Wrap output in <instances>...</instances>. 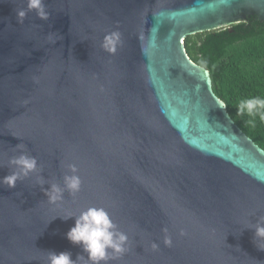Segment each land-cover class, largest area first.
<instances>
[{
    "label": "water",
    "instance_id": "obj_1",
    "mask_svg": "<svg viewBox=\"0 0 264 264\" xmlns=\"http://www.w3.org/2000/svg\"><path fill=\"white\" fill-rule=\"evenodd\" d=\"M45 6L47 21L29 12L18 24L25 0H0V178L20 143L41 169L0 185V264L86 256L65 238L74 218L61 217L89 207H103L129 237V252L110 264H264L247 227L264 217V151L234 125L183 45L246 16L264 22V0ZM112 31L122 45L109 55L100 45ZM70 163L81 189L51 204L37 176L45 190L62 186Z\"/></svg>",
    "mask_w": 264,
    "mask_h": 264
},
{
    "label": "clouds",
    "instance_id": "obj_2",
    "mask_svg": "<svg viewBox=\"0 0 264 264\" xmlns=\"http://www.w3.org/2000/svg\"><path fill=\"white\" fill-rule=\"evenodd\" d=\"M25 3V8L16 10L18 24L24 22L29 12H35L36 17L41 21L49 19L50 14L46 10L45 0H25ZM56 41L53 40L52 42L55 43ZM121 45V33L112 31L103 37L100 46L109 55H114ZM236 110L237 115H247L250 118L247 124L253 128L256 127L257 117L261 122H264V98L253 97L241 100ZM13 150L20 154L8 159L7 166L11 169L10 174L0 178V185L7 186L9 189L14 188L18 181L28 178L30 174H37L41 170L37 159L27 153L24 144H17ZM66 168L69 174L63 176L62 186L51 182L45 190L43 188L45 181L37 176L36 182L41 186L51 204L61 202L65 192L75 196L81 189L82 181L77 174V167L70 163L66 165ZM61 218L64 220L74 218V226L65 234V238L72 245L80 246L86 256L78 255L76 260H72L69 252H47L48 264H77L78 260L82 261L83 264H110L111 261L122 258L130 250L128 235L118 229V226L103 207H89L80 212L78 216L67 215ZM247 227L254 229L255 246L264 251V217H261L255 225ZM161 232L163 245L171 247L173 240L168 229L162 228ZM179 234L181 236L186 235L183 230ZM150 248L152 251H156L159 249V245L153 242Z\"/></svg>",
    "mask_w": 264,
    "mask_h": 264
},
{
    "label": "trees",
    "instance_id": "obj_3",
    "mask_svg": "<svg viewBox=\"0 0 264 264\" xmlns=\"http://www.w3.org/2000/svg\"><path fill=\"white\" fill-rule=\"evenodd\" d=\"M183 45L189 60L208 71L212 92L234 125L264 151V122L257 117L253 128L236 110L241 100L264 98V22L246 16L229 28L187 37Z\"/></svg>",
    "mask_w": 264,
    "mask_h": 264
}]
</instances>
